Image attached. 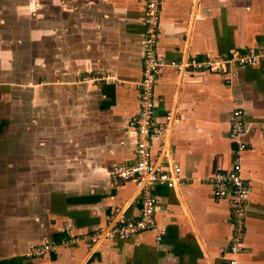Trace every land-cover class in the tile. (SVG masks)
Returning a JSON list of instances; mask_svg holds the SVG:
<instances>
[{"label":"crops","instance_id":"crops-1","mask_svg":"<svg viewBox=\"0 0 264 264\" xmlns=\"http://www.w3.org/2000/svg\"><path fill=\"white\" fill-rule=\"evenodd\" d=\"M146 0H0V264H226L229 199L210 178L230 169L231 112L244 113L243 176L250 180L238 264H264V64L223 74L162 67L155 76V158L176 164L158 185L146 232L90 248L69 236L139 215L135 184L113 179L134 160ZM264 46V0H162L161 60L222 57ZM84 78H89L85 80ZM54 252L27 258L32 244Z\"/></svg>","mask_w":264,"mask_h":264},{"label":"built area","instance_id":"built-area-1","mask_svg":"<svg viewBox=\"0 0 264 264\" xmlns=\"http://www.w3.org/2000/svg\"><path fill=\"white\" fill-rule=\"evenodd\" d=\"M162 0H146L144 16V42L141 63V78L137 83L138 100L137 114L131 125L135 130L136 144L134 160L130 164H118L112 172L113 179L130 181L135 184L140 212L134 219L125 218L117 211L110 216L107 223L89 233L79 236H69L62 242L66 246H75L80 242L90 248L108 240H127L138 234L154 232L156 243L160 244L165 235V229L157 225V199L154 188L158 185L173 188L180 179L181 169L178 165L172 167L164 165L166 152L161 146V153L157 158L153 156V140L160 137L166 130V124H155V76L162 67H173L182 70L187 76L191 72L207 71L211 74H223L229 84L236 76V69L246 66L264 64V46L245 51H231L222 57H208L205 59L172 60L164 62L157 53L160 34ZM89 80V78H84ZM245 130V118L241 109H234L230 115V126L227 134L232 142V163L229 170L217 172L209 180L212 195L216 199H229L232 206L233 232L228 246L230 258L226 264H238L237 256L243 252L242 235L245 227V211L247 197L251 191L250 180L243 176L242 155L247 149V143L242 136ZM55 245L51 243L32 244L28 248L26 257L42 258L54 252Z\"/></svg>","mask_w":264,"mask_h":264}]
</instances>
